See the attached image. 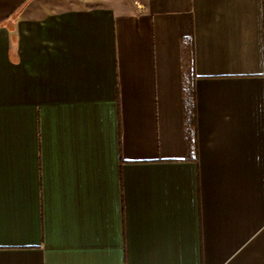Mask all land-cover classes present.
Segmentation results:
<instances>
[{"label":"crops","instance_id":"1","mask_svg":"<svg viewBox=\"0 0 264 264\" xmlns=\"http://www.w3.org/2000/svg\"><path fill=\"white\" fill-rule=\"evenodd\" d=\"M98 1L0 0V264H264V0Z\"/></svg>","mask_w":264,"mask_h":264},{"label":"trees","instance_id":"2","mask_svg":"<svg viewBox=\"0 0 264 264\" xmlns=\"http://www.w3.org/2000/svg\"><path fill=\"white\" fill-rule=\"evenodd\" d=\"M188 76V75H187ZM183 109L186 112L185 121L187 122V127L190 130L194 124L193 122V95L190 86L189 77H184L183 79Z\"/></svg>","mask_w":264,"mask_h":264},{"label":"rangeland","instance_id":"3","mask_svg":"<svg viewBox=\"0 0 264 264\" xmlns=\"http://www.w3.org/2000/svg\"><path fill=\"white\" fill-rule=\"evenodd\" d=\"M114 1H116V0H101L100 2L98 1V3L101 5L107 4L109 6H112Z\"/></svg>","mask_w":264,"mask_h":264},{"label":"built area","instance_id":"4","mask_svg":"<svg viewBox=\"0 0 264 264\" xmlns=\"http://www.w3.org/2000/svg\"><path fill=\"white\" fill-rule=\"evenodd\" d=\"M135 5H136V8L138 9V10H142V7L140 6V5H138L137 3H135Z\"/></svg>","mask_w":264,"mask_h":264}]
</instances>
